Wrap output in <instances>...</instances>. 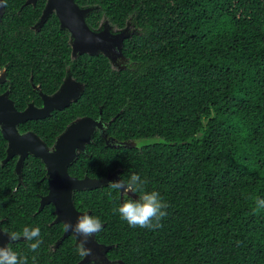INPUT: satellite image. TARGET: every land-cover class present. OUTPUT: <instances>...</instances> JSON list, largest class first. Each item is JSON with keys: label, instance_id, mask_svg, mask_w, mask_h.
I'll list each match as a JSON object with an SVG mask.
<instances>
[{"label": "trees", "instance_id": "trees-1", "mask_svg": "<svg viewBox=\"0 0 264 264\" xmlns=\"http://www.w3.org/2000/svg\"><path fill=\"white\" fill-rule=\"evenodd\" d=\"M27 1L4 0L0 21V66L9 64L14 91L27 97L33 73L52 92L67 69L85 90L25 129L52 145L77 118L110 122V137L137 147H112L97 133L70 175L137 174L168 205L162 227L132 228L112 211L129 196L109 187L76 192L77 210L102 221L96 240L111 247L109 264H264V209L254 211L264 199V0H76L94 8L92 29L102 16L120 28L130 19L136 32L120 69L103 54L72 59L56 15L34 32L46 0ZM5 150L0 136V163ZM16 161L0 165L2 228L39 227L43 243L38 252L23 237L9 246L27 264H78L73 236L56 248L65 231L54 205L39 212L49 192L42 161L29 157L21 184Z\"/></svg>", "mask_w": 264, "mask_h": 264}, {"label": "water", "instance_id": "water-1", "mask_svg": "<svg viewBox=\"0 0 264 264\" xmlns=\"http://www.w3.org/2000/svg\"><path fill=\"white\" fill-rule=\"evenodd\" d=\"M37 1L28 0L26 5L34 6ZM0 5H3V7H0V17H2L5 11L4 0H0ZM92 10V8L80 7L76 0H47L39 25H44L50 15L55 12L61 23V29L68 31L71 35L74 56L84 54L98 56L103 54L112 64L118 60H124V43L130 37L126 33L127 30L118 34H113L108 29L103 31L92 30L87 24V16ZM84 90L85 87L82 84L69 78L53 98H44L45 107L43 109L38 110L34 106H30L23 112L17 110L7 94L0 96V128L9 144L7 160L15 156L19 157L15 174L20 184L22 183L25 160L29 156H34L42 161L49 177V192L41 198L39 212L47 205H54L55 224H64L65 222L75 224L78 216L89 214L77 210L74 203L76 192L107 187L109 182H116L121 179L119 171L100 179H93L88 176L80 179L71 176L69 173V167L76 162L81 153L86 151L97 130L104 128L103 121L91 117H82L75 120L57 138L53 149H50L34 133L21 134L19 126L29 121L43 120L49 117L55 109L64 110L69 108L72 102H77L81 98ZM112 142L115 141L109 140L107 144L112 147H137L136 142L115 144ZM121 196L123 197L124 194L121 193ZM127 196L139 199L137 194L129 193ZM69 236L75 238L78 246V240L74 234L64 232L62 238L57 242L56 248ZM9 242L8 234L2 230L0 224V245H8ZM88 247L94 253L95 262L100 260L105 264H109L106 254L111 247L98 243L96 235L91 238ZM92 259L93 257L83 258L78 264H89ZM120 264L123 263L120 262Z\"/></svg>", "mask_w": 264, "mask_h": 264}, {"label": "clouds", "instance_id": "clouds-1", "mask_svg": "<svg viewBox=\"0 0 264 264\" xmlns=\"http://www.w3.org/2000/svg\"><path fill=\"white\" fill-rule=\"evenodd\" d=\"M3 7V5H0ZM85 8V7H82ZM92 8V7H86ZM94 11V8H92ZM91 11V12H92ZM90 12V13H91ZM77 151H79L77 149ZM147 180L142 179L137 174H132L128 180L109 182L110 189L123 193L124 195L139 194V199H126L122 204L113 206V214H118L120 218L127 222L132 228L152 229L162 227L160 221L167 215L168 205L157 191H146ZM256 209H264V199H256ZM65 232H71L78 240L77 252L81 258L93 257L90 264H95L94 253L88 244L92 237L102 231V221L98 217L81 215L77 217L76 223L65 222L63 224ZM41 231L39 227H24L22 232H11L8 234L10 242H14L21 237L30 243L29 248L32 252H38L41 244ZM35 261L36 257H32ZM0 264H27L26 257H20L9 245H0Z\"/></svg>", "mask_w": 264, "mask_h": 264}, {"label": "flooded vegetation", "instance_id": "flooded-vegetation-1", "mask_svg": "<svg viewBox=\"0 0 264 264\" xmlns=\"http://www.w3.org/2000/svg\"><path fill=\"white\" fill-rule=\"evenodd\" d=\"M38 1H40V0H38ZM38 1H37V3H38ZM37 3H36V5H37ZM46 4H47V0H46ZM36 5H34V7L36 6ZM46 7V6H45ZM44 11V10H43ZM93 12V11H92ZM91 12V13H92ZM90 13V14H91ZM4 14H5V11H4ZM4 14L2 15V17H0V21H2V18H3V16H4ZM43 14V13H42ZM53 15H56V13L54 12V13H52L51 15H50V17L48 18V20L45 22V24L44 25H39V22H40V20L33 26V30H34V32H36V33H38V32H40V31H42L43 30V27L46 25V23L49 21V19L53 16ZM89 15V14H88ZM41 17H42V15H41ZM56 17H57V15H56ZM41 19V18H40ZM57 19H58V17H57ZM59 20V19H58ZM59 23H60V21H59ZM88 24V23H87ZM91 28V27H90ZM60 29H61V23H60ZM92 29V28H91ZM105 29H108L111 33H113V34H118V33H121L122 31H124V30H127V34H129L130 35V37L129 38H131V37H133V34L136 32V29H134V27L132 26V24H131V22H130V19L129 20H127V22H126V26L125 27H123V28H120L117 24H114V22L109 18V17H107V16H102L101 17V19H100V21H99V23H98V27L95 29H92V30H94V31H103V30H105ZM62 30V29H61ZM66 31V30H65ZM69 33V32H68ZM69 44H70V46H71V50H72V52H71V56H72V59H77L78 57H80V56H82V55H76V56H74L73 55V49H72V41H71V35H70V39H69ZM85 55V54H84ZM86 55H88V54H86ZM89 56H91V55H89ZM91 57H95V56H91ZM122 64H123V60L121 59V60H118V61H116L114 64H112L113 65V67L114 68H116V69H120L121 67H122ZM8 67H9V64L8 63H6V64H4L3 66H0V96H4V95H8V98L15 104V107L17 108V110L18 111H20V112H23V111H25L28 107H30V106H34L36 109H43L44 107H45V101H44V98L45 97H49V98H53L57 93H58V91L61 89V87H62V85L64 84V82L67 80V79H69V78H71L73 81H75V82H77V83H80V84H82L83 86H84V84L82 83V82H80L78 79H75L74 77H73V74L71 73V70L70 69H67L66 71H65V75H64V77L62 78V80L60 81V84H59V87L57 88V89H55L54 91H52V92H48L46 89H45V86H44V83L43 82H41L42 81V78H43V76H38L37 77V79L35 80V78H34V75H33V73H31V76H30V79H29V87H30V89L28 90V92H30L29 93V95L27 96V97H23V96H21V95H19L18 94V92H15L14 91V89H15V85H14V83H13V80L10 78V74H8ZM50 76V75H49ZM40 77V78H39ZM40 79V80H39ZM44 80L45 81H47V79L46 78H44ZM49 84H52V82L50 81V82H48V84H47V86L49 85ZM49 87V86H48ZM52 87L53 86H51V87H49L50 89H52ZM73 103H76V102H72V104ZM71 104V105H72ZM67 109V108H66ZM66 109H64V110H66ZM64 110H57V109H55L51 114H50V116L49 117H47V118H45V119H43V120H37V121H29V122H27V123H25V124H23V125H20L19 126V130H20V132H21V134H27V133H34V134H36L44 143H46L47 144V146L50 148V149H53V147H54V145H55V143H56V141H57V138L61 135H58L57 137H56V139H55V141H54V143L52 144V145H49L43 138H42V136L40 135V133L39 132H37V131H35V130H28V129H25V128H28V125H30L31 123H39V122H42V121H44V120H46V119H48V118H50V117H53V116H55V115H58V113H60V112H62V111H64ZM77 119H79V118H77ZM76 119V120H77ZM96 120H101V121H103L101 118L100 119H96ZM75 121V120H74ZM74 121H72V122H74ZM71 122V123H72ZM70 123V124H71ZM69 124V125H70ZM103 124H104V128L102 129V130H97V132H96V134L97 133H99L100 134V136L101 137H103V139H104V141L106 142V144H107V141H109V140H114L115 142H112V143H120V141H117L116 139H114L113 137H110L108 134H107V130H106V128H107V126L108 125H110V122L109 123H107V122H104L103 121ZM25 126V127H24ZM68 127V126H67ZM31 128V127H30ZM23 129H25V130H23ZM95 134V135H96ZM0 136H1V138L6 142V150H5V152H6V156L4 157V159L1 161V163H0V165L2 166V167H4L5 165H7L8 163H10L11 161H13L14 159H16L17 161H16V165H17V163H18V161H19V157L18 156H15V157H13V158H11V159H9V160H7V157H8V148H9V144H8V142L6 141V139L4 138V135H3V133H2V129L0 128ZM95 137V136H94ZM94 137H93V139H94ZM92 142H93V140H92ZM108 145V144H107ZM4 146H5V144H4ZM30 157V156H29ZM29 157L25 160V164H26V162H27V160L29 159ZM32 157H34V156H32ZM36 158V157H35ZM15 169H16V166H15ZM14 172H15V170H14ZM45 179H47V181H48V179H49V177L47 176V174H46V177L44 178V180ZM48 183H49V181H48ZM5 221V219H2V220H0V224H1V228H2V223ZM2 230H3V228H2ZM4 231V230H3ZM6 234H9L8 232H6V231H4ZM16 241H18V240H16ZM15 242V241H14ZM11 243H13V242H9V244L8 245H10ZM101 264H105L104 262H102V261H100V260H98ZM97 261V262H98ZM98 262V263H99ZM107 263V262H106Z\"/></svg>", "mask_w": 264, "mask_h": 264}]
</instances>
